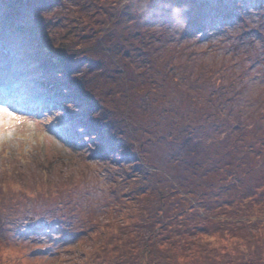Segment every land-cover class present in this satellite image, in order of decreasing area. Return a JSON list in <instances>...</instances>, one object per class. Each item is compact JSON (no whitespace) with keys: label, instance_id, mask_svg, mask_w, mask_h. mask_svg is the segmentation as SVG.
I'll use <instances>...</instances> for the list:
<instances>
[{"label":"rangeland","instance_id":"1","mask_svg":"<svg viewBox=\"0 0 264 264\" xmlns=\"http://www.w3.org/2000/svg\"><path fill=\"white\" fill-rule=\"evenodd\" d=\"M10 1L0 0V86L24 102L53 96L57 107L39 117L0 105L33 126L21 123L0 139V264H264V0H172L159 11L170 16L143 26L141 38L119 24L113 35L103 31L90 0H49L30 11ZM133 7L160 9L154 0ZM227 11L232 18L221 17ZM81 14L84 22L66 33ZM149 41L146 64L137 65ZM61 44L69 45L68 67L48 57ZM83 91L138 120L135 132L157 126L179 147L216 152L214 162L239 170L242 182L216 173L203 204L176 196L183 206L171 202L160 221L149 172L169 170L164 153L173 140L159 144L143 130L136 164L117 163L116 152L105 162L90 157L103 141L86 127L96 110ZM57 115L75 149L51 132ZM142 174L148 179L138 180ZM112 184L131 197L111 206ZM22 210L37 218L34 229Z\"/></svg>","mask_w":264,"mask_h":264},{"label":"trees","instance_id":"2","mask_svg":"<svg viewBox=\"0 0 264 264\" xmlns=\"http://www.w3.org/2000/svg\"><path fill=\"white\" fill-rule=\"evenodd\" d=\"M14 1L18 3L16 4L14 2L16 6H19L18 8H24L30 11V10H36L35 7L38 8L39 4H42L49 0H14ZM82 1L83 0H81V2ZM90 1L93 4V6L91 4L89 5L91 8L94 9V10L92 9L90 16L93 17L94 22L103 23L104 26L103 31L109 30L110 33L113 35L116 32L115 26L119 24L121 27H124L123 29L124 31L127 30L130 35H135L136 38L142 37L141 31L143 26L144 28L145 27L148 28L150 25L154 23L157 24L158 22L157 17H169L170 16L169 14H164V12L159 13V11L164 10L166 12V8L169 7L170 9V5L171 4L173 5L174 3V1L172 0H154L160 9L154 7L155 9L153 8L148 9L146 13L143 14V12L139 13V11H136L137 10L136 7H133L137 0H90ZM176 2H180V1L176 0ZM250 2H256V0H250ZM57 10L61 12L60 7L57 8ZM98 12L100 13L101 17H103V22L100 19L95 20V17H98L97 15ZM15 13L16 16L20 14L17 11H15ZM134 15H137V17H133ZM232 16L233 15L231 11L223 12L221 14V17L232 18ZM82 17L84 16L81 14L80 17H75L74 18L75 20H70V23L67 26L68 28L66 29L65 32L68 33L70 29L72 30L79 22H84V20L81 19ZM140 17H147L141 26L134 27L130 25V22H135L138 19H140ZM90 25L92 28V23ZM81 34L86 35L87 33L84 30H82ZM60 47L61 48L58 49L57 54L50 52V55L48 57L51 60L54 59V60H58V62L61 61V63L63 62L62 63L63 66L65 65V67H68L69 66L68 59H70L72 55H68L64 50L65 49L68 50L69 45L61 44ZM149 48H150V41L149 44L146 46V49L142 51L141 48L140 51L142 53L139 56L136 55V58L140 57L138 61L139 64L137 65H140V62L143 58L147 60L144 54ZM130 55L132 57L134 54L133 55L130 54ZM130 60H132V58ZM142 62L145 63V61L143 60ZM131 63L132 62L130 61L129 64ZM9 72L10 71H8L7 74ZM132 73L134 72H131L130 74L131 77L134 80H137L136 78L138 77V75ZM82 75H83L82 73H79V76L76 78L80 79ZM9 76H11V74ZM76 84L78 85L77 82ZM83 96H85L84 101L87 103V105L92 109L96 110V113H93L90 117L87 118L88 123H86V127L94 132L93 133L94 135L92 136H94L96 139L98 137L99 138L98 140L103 141V143H98L96 149L93 151V154L90 157L105 162L107 161L106 159L109 157L110 154L116 152V157L118 158L117 163H122L123 161L124 162L131 161L134 162V164H136V160L138 161L139 158V152H140L139 150L144 146V143L141 142L142 137L139 136V133H141L143 130L147 131V133H149L151 137L159 144L160 141H166V139H168V142L170 143L171 140H173L174 142V139H171L173 138V135L172 137L171 135L170 136L168 135L165 138H163L161 137V134L159 132H155L157 126L153 127L152 130L139 129V131L135 132V130L138 129L136 128V125L140 124L138 120L130 122L126 116L124 115L121 116V114H119L118 109L108 107L107 102L105 101L97 102L96 99H94L93 96L89 94L87 91H83ZM225 98H229V97H225ZM241 98H243V94L239 96V100H241ZM51 99L52 100L54 99L50 97L51 104L54 105ZM116 100L120 101L119 95H117ZM41 102L43 104L44 103L46 104V100L44 99H42ZM148 103L149 101H147L146 103L147 106ZM117 105L119 106L118 103ZM113 114H115V116H113ZM154 121L156 122V120ZM52 123L54 125V131L56 132L55 135L57 137V140L61 141L63 145L75 149L77 145L76 141L74 142L71 141L68 143L64 142L70 138L69 137L70 135L65 131V127H67V124L62 119V117L57 116L52 121ZM201 143H202L201 146H204V141H202ZM171 144L172 146L168 147L169 150L168 149L166 150L167 155L164 153V157L169 159L168 162L169 170L162 169L161 171L157 172V169H152L149 172L150 175L155 174L151 178L152 184L150 185V188L154 194V196H152L151 199H153L152 205L155 209L154 213L159 216L160 221L163 220V218L161 217V213L165 212V208L171 206L169 205L171 204V202H173L175 205L181 204L180 201L177 199V197H179L182 200L183 205L186 203V201H189V203L192 205H198L199 203L203 204L202 203L203 200L200 198L201 194L205 190H208L212 187V184H208L207 181L209 180L210 176H214L216 173L223 174L224 180L225 179L231 180V182L235 185L242 182V175L239 170L238 171L235 170V173H233L234 170L228 171V169L226 168L227 163L218 164L215 163L216 161L214 162V155L216 154V152L215 153H211V151L203 152L204 148L202 149V151L199 150V148H194L190 151L185 147L177 146L180 143L176 144L174 142ZM154 148H156V145ZM153 159L155 162L151 161L152 166L156 167L158 162H156V158L153 157ZM170 167L172 171L170 170ZM116 176H118V174H116ZM139 178L148 179V175L142 174L138 176V180ZM161 183H165V184L159 187ZM154 185L158 186L159 188L153 189ZM158 189L160 190L156 194L155 192ZM50 190H54V189L51 186L45 189L46 192ZM110 191H113L110 193V196L112 197V199L110 200L111 206L114 205V200H116L115 205L117 206L118 205L117 199H119V197H123V195H125L126 198L131 197L128 195L130 191H127L126 193H121L116 187L113 186V184L110 187ZM106 194L108 195L107 191ZM148 195H146L145 198H147ZM96 200L97 202L98 200L100 201L99 198ZM183 205L181 204V206ZM17 213L19 215V212ZM32 214L33 213L28 214L25 210H22L21 212V219H23V216L25 215L28 216L27 219L25 220V223H26V227L30 229H34L31 223L33 222V220L37 219L36 217L31 216ZM126 221L127 220L125 221L123 220V223H125Z\"/></svg>","mask_w":264,"mask_h":264},{"label":"snow or ice","instance_id":"3","mask_svg":"<svg viewBox=\"0 0 264 264\" xmlns=\"http://www.w3.org/2000/svg\"><path fill=\"white\" fill-rule=\"evenodd\" d=\"M21 123L27 124L29 128L33 127L30 122L21 121L20 117L8 108L0 107V139L11 136Z\"/></svg>","mask_w":264,"mask_h":264}]
</instances>
